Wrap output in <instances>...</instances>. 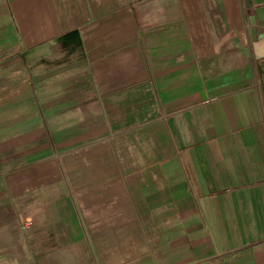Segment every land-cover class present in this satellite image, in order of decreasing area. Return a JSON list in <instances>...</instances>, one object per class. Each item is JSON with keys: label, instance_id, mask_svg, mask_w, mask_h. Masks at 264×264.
<instances>
[{"label": "crops", "instance_id": "0c3cea01", "mask_svg": "<svg viewBox=\"0 0 264 264\" xmlns=\"http://www.w3.org/2000/svg\"><path fill=\"white\" fill-rule=\"evenodd\" d=\"M264 0H0V264H264Z\"/></svg>", "mask_w": 264, "mask_h": 264}, {"label": "water", "instance_id": "95a60500", "mask_svg": "<svg viewBox=\"0 0 264 264\" xmlns=\"http://www.w3.org/2000/svg\"><path fill=\"white\" fill-rule=\"evenodd\" d=\"M253 51L257 60L264 59V39L254 43Z\"/></svg>", "mask_w": 264, "mask_h": 264}]
</instances>
